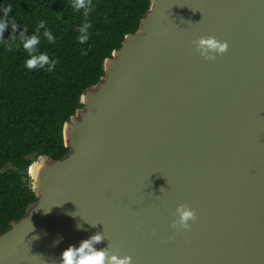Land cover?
I'll return each mask as SVG.
<instances>
[{"label": "water", "instance_id": "95a60500", "mask_svg": "<svg viewBox=\"0 0 264 264\" xmlns=\"http://www.w3.org/2000/svg\"><path fill=\"white\" fill-rule=\"evenodd\" d=\"M80 102L0 264H60L97 233L104 264H264V0H150Z\"/></svg>", "mask_w": 264, "mask_h": 264}, {"label": "trees", "instance_id": "16d2710c", "mask_svg": "<svg viewBox=\"0 0 264 264\" xmlns=\"http://www.w3.org/2000/svg\"><path fill=\"white\" fill-rule=\"evenodd\" d=\"M72 3L0 0V16L9 9L0 38V233L35 199L30 164L42 154L60 158L67 152L64 123L81 107L82 91L103 74L104 59L138 28L150 0H85L87 16ZM41 19L45 24L37 28ZM84 19L91 24L90 36L80 44L77 28ZM45 28L52 33L51 43ZM21 33L38 36L34 54L56 58L53 71L25 67L28 53L19 47Z\"/></svg>", "mask_w": 264, "mask_h": 264}, {"label": "clouds", "instance_id": "9594fccd", "mask_svg": "<svg viewBox=\"0 0 264 264\" xmlns=\"http://www.w3.org/2000/svg\"><path fill=\"white\" fill-rule=\"evenodd\" d=\"M73 9H84L85 10V16H87L88 8L85 6V0H74V3H72ZM9 9L4 8L3 9V16H0V38H3V31L6 26L7 21L5 20V17L7 16ZM45 24V21L41 19L36 27L40 28L43 27ZM91 27L90 22L88 19H84L82 23L77 28V42L80 44H84L86 41H88L90 32L89 29ZM44 36L47 37V41L49 43L53 42V36L52 33L48 28H45ZM38 36L37 35H29V36H23V33H21V41L19 47H22L27 53L28 58L25 59L24 64L25 67L28 69L36 68L38 70H44L51 72L54 70V66L58 63V60L56 58H49V56L46 53L39 52L36 53V45L38 43ZM199 44L201 46H207L209 48H215L218 51H225L227 49V42L218 43L215 39L209 37L207 39H200ZM7 50H11L10 46H6ZM86 49L82 50L81 54L86 53ZM45 212L48 211L44 210ZM188 219H195V214L185 208L183 211H181L180 217H179V223L182 226V228L187 229L189 225L186 223ZM37 237L34 236L33 239H36ZM101 239V236L97 234H93L92 236L88 238L82 239L77 246L69 245L66 248H64L61 252V260L60 264H104L105 259V251L104 250H97L92 247L93 242H98ZM130 257H123L122 259H117L115 256L109 257V264H130Z\"/></svg>", "mask_w": 264, "mask_h": 264}, {"label": "bare ground", "instance_id": "6f19581e", "mask_svg": "<svg viewBox=\"0 0 264 264\" xmlns=\"http://www.w3.org/2000/svg\"><path fill=\"white\" fill-rule=\"evenodd\" d=\"M32 170H33V166L30 167V171H31V172H32Z\"/></svg>", "mask_w": 264, "mask_h": 264}]
</instances>
